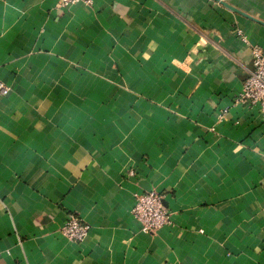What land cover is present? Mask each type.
Listing matches in <instances>:
<instances>
[{"label": "crops", "instance_id": "obj_1", "mask_svg": "<svg viewBox=\"0 0 264 264\" xmlns=\"http://www.w3.org/2000/svg\"><path fill=\"white\" fill-rule=\"evenodd\" d=\"M253 46L264 0H0V264H264ZM152 189L154 234L131 212Z\"/></svg>", "mask_w": 264, "mask_h": 264}, {"label": "built area", "instance_id": "obj_2", "mask_svg": "<svg viewBox=\"0 0 264 264\" xmlns=\"http://www.w3.org/2000/svg\"><path fill=\"white\" fill-rule=\"evenodd\" d=\"M93 2L94 0H57V6L60 8L74 4L91 6ZM242 38L244 39L243 36ZM251 55L253 68L242 82L241 88L234 98V104L246 103L256 107L264 122V51L258 46H253ZM0 93H8V87L1 81ZM226 111L227 109L224 108L221 116ZM131 212L133 217L141 223L143 230L150 234H154L163 226L171 224V213L163 204V196L160 192L153 189L134 194V205ZM60 230L67 239L80 242L87 237L90 225L80 217L69 214Z\"/></svg>", "mask_w": 264, "mask_h": 264}, {"label": "water", "instance_id": "obj_3", "mask_svg": "<svg viewBox=\"0 0 264 264\" xmlns=\"http://www.w3.org/2000/svg\"><path fill=\"white\" fill-rule=\"evenodd\" d=\"M147 191H149V190H147Z\"/></svg>", "mask_w": 264, "mask_h": 264}]
</instances>
